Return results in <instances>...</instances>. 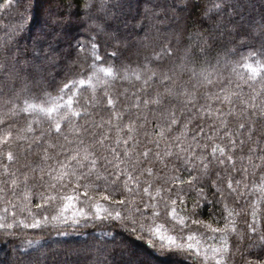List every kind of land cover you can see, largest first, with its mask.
<instances>
[{
    "label": "snow or ice",
    "instance_id": "1",
    "mask_svg": "<svg viewBox=\"0 0 264 264\" xmlns=\"http://www.w3.org/2000/svg\"><path fill=\"white\" fill-rule=\"evenodd\" d=\"M174 2H178V0H174ZM225 4L226 0H219L214 8L223 13ZM125 5L130 8V0H119L112 4H105L104 0H86L82 16L79 11H70L71 3L57 5V8L68 9L67 12H54L49 9L40 31L34 36V43L41 50L44 43H47L51 48L52 40L66 34L68 25L72 23V17L77 18V23L81 27L87 24L88 32L94 34L92 36L94 42L91 44L93 64L81 68L78 72L74 67L68 69L70 74L75 73L80 78H74L69 83H64L63 87L58 89L60 95L49 96L53 107L45 108L28 102L27 93L34 89L46 92L47 88L54 86L48 82L42 66L34 62L38 58H33V60L26 58L24 64H21L19 59L13 65H8L7 61L5 62L3 72L8 73L12 82L9 83L8 80H5L3 72H0V109H6L0 116V162H7L0 163L5 174V178L0 181V185H2L0 186V199L8 193L16 194L21 183L18 179L21 174L24 176L25 188L31 181L33 188L45 191L37 193L42 201L35 205L37 212L33 213L28 210L31 222H27V218L17 220L15 205H13L12 223H8L4 217H0V220L4 221L0 223V229H3L5 235L12 236L14 232L9 231L11 229L17 227L40 228L51 222L53 227L66 226L75 230L80 227L81 223L86 224L92 220L104 219L110 222L119 221L125 225L131 221L135 230L137 220L131 214V207L134 205L135 214L141 218L140 230L144 231V226L149 219L154 223L162 215L161 212L156 211L160 202L164 203L167 215L176 219L177 203L185 205L188 191L195 190L197 199L193 202L190 213L179 218V231L183 233L186 229L191 230L193 225L197 226V230L201 227L208 228L214 234L213 239L217 238L215 234H219V246L212 247L209 255L208 251L202 253L198 246L194 249L192 243H188L186 246L182 243L177 244L174 237L161 235L159 227L155 230L148 227L147 231L151 236L159 239L161 242L160 251L172 259V264H207L209 260H214L215 264H229L230 259L235 255L232 249L240 251L245 243H247L248 249L258 248L259 251L256 254L264 256V229L257 228L261 222L258 215L260 202H252L251 221H248L246 217L249 215V211L245 193L249 189L247 183H244V178L249 175V168L253 173L256 171L264 173V147L261 146L264 144V15L261 16L259 23L253 21L247 29L236 25V34L246 37V42H242L240 46L250 49L248 55L242 57L244 67L249 68L251 73L248 80H245V84L251 90L246 94L242 85L236 84L235 88H232L231 81H227V86H225L219 80L213 81L212 73H209L207 69L202 67L197 72L193 67L198 62L208 63L207 56L216 47L218 40L222 39L225 34H230L227 32L226 25H218L206 32L189 33L182 54L168 36H163L160 38L159 52L153 47V55L149 56L144 54V51L152 47L153 37L145 33L148 43H145V39H137L135 43L131 39L132 36L139 38L140 33L144 32L149 25L142 21L139 30L135 25H127L124 15ZM155 7L158 5L153 7L151 15L158 18L155 17ZM195 7L196 5L188 0L179 10L184 11ZM148 17L149 13L146 12L145 21ZM132 18L135 19V17ZM121 23H124L125 27L123 33L118 27ZM129 27L130 31H128ZM151 27H155V25ZM221 27L224 28L223 31L220 30ZM17 30L22 31L23 26L21 25ZM109 30L115 32L112 39L118 41V46L111 52V58L114 61H121L122 58L129 59L125 53H133L134 50V54L138 58L143 55V62H138L135 69L125 68L123 76L117 72L115 64L107 69H100L105 72V81L107 78H111V81H107L106 87L117 79L143 80V86L131 93L135 103L127 106V111L130 114L132 109H136L139 113L142 104L148 112L159 113V116L154 117V120H163V125L154 123L153 128L154 131L155 127L159 126V132L155 133L158 139H149L148 132H145L143 140L137 139L135 135L136 126L141 121L145 128L148 123L153 122L149 121L147 115L138 114L135 120L130 118L129 124L124 126L127 129L126 133L120 127L125 112H117L116 107L121 102V95L127 98V90L123 94L117 93L115 97L105 91L103 98L96 100L95 103L89 99L80 106L79 110L73 108L71 96L64 105L58 103L63 99L65 90H71L70 85L72 89H75L91 82L94 77L98 81L100 80L99 75L94 71L97 67L95 61L100 59L97 54V46L99 38L108 35ZM159 36L160 34L157 32V37L159 38ZM176 43L180 44V39H177ZM77 46L83 47L79 41H77ZM228 51L225 47L226 54ZM201 57L204 59L201 60ZM165 60L169 63L164 64ZM154 64L156 68L152 67ZM219 64L220 60L218 59L217 65ZM211 67L220 75L216 65H211ZM89 72L91 74H88ZM184 75H188L187 81L183 80ZM193 80L196 81L195 85L192 83ZM249 81L259 82L261 87L257 89L254 83H249ZM201 83L219 86V91L205 92L203 96H200L197 87ZM156 84L163 87L164 93L157 92L153 98L148 90ZM18 86L19 92L17 91ZM21 94L25 95L23 106L20 105ZM74 95L75 92H73ZM200 99H203L205 103L200 104ZM213 101L219 107H214ZM62 107H66L68 112L59 116V120H57L52 114L59 115ZM37 111L48 116L49 127L36 135L33 124L29 123L24 132L30 133L31 136L18 137L19 141L27 140L28 142L22 152L14 153L12 151L13 127L16 123L14 118L19 117L22 113L31 115ZM103 112H110L111 117L105 121L101 115L100 122L97 123L96 114ZM73 118H77L72 126L76 138L75 141H68L62 131V122L71 121ZM79 118L84 119L83 125L79 124ZM233 118L241 121L235 130L229 127V122ZM112 119L117 121L116 125H112ZM193 125L194 127H192ZM105 126L116 127L115 144L111 143L108 133L96 131L102 130ZM180 126L184 129L181 135L175 138L171 137L170 133L173 128ZM125 135L127 138H124ZM253 137L258 138L254 140ZM61 139L65 140L64 144L59 143ZM165 139L168 143L161 151L160 144ZM217 140L220 143H216ZM208 142H212L211 152L207 151ZM73 143L77 146L69 147V144ZM149 144L153 147H148ZM16 147L19 150L21 144L17 143ZM33 150H38L35 153L36 156L43 154L42 164L54 161L55 165L59 166V172L54 178L56 183H49L47 179L56 171L52 163L35 167L32 166L35 161L32 164L28 163L27 157L33 154ZM81 150L84 152L83 157L80 154ZM61 156L64 157L63 160L60 159ZM245 156H247V166L242 163ZM21 159L24 161L23 165L12 169V164L19 165ZM257 160L259 163L256 162ZM238 161L241 162V167H237ZM26 169L31 171V176L25 174ZM37 172H39L38 177ZM101 172L104 173L103 176ZM180 173H187L188 178L184 179ZM237 176H242V179H237ZM101 180L105 181L104 193H106L102 194V199L104 201L111 200L112 203L111 210L103 209L105 213L103 216H101L100 204L97 202L92 205L95 209L94 213L86 212L80 208L70 218L63 213L53 215L51 221L47 215L43 219L39 218L38 212L44 208V205H50L59 199L72 201L83 196L85 203L91 202L93 197L89 195V192L99 190ZM130 182L136 184L135 189L130 187ZM253 187L264 196V175L261 176V183L254 184ZM68 189L77 195L64 197L62 193ZM81 189H83L82 192ZM212 189L215 190L212 191ZM153 191L155 195H153ZM48 192L53 194L49 195ZM209 192H211L210 197ZM162 193L167 194L166 197L162 196ZM31 194V190H29V193L24 196V199L29 203H31ZM129 195L139 196V202L130 201ZM118 196L119 199H117ZM157 197L160 198L159 201ZM241 201H244L245 204L242 205ZM64 207L67 209L68 205L65 204ZM121 209L129 210V214L124 215ZM205 210L212 222L222 224L223 227H212V223H206L200 219L199 217ZM4 211L7 212L8 209L5 208ZM23 211L24 209H21V212ZM254 237L256 238L254 239ZM188 239L191 240L192 236H189ZM150 243L155 248V239ZM165 248L169 251L164 252ZM134 255V252H130L129 258L122 259L121 264H135L132 259ZM17 264H38V261L25 251L19 253ZM97 264H101V262L98 261ZM256 264H264V259L258 260Z\"/></svg>",
    "mask_w": 264,
    "mask_h": 264
},
{
    "label": "trees",
    "instance_id": "2",
    "mask_svg": "<svg viewBox=\"0 0 264 264\" xmlns=\"http://www.w3.org/2000/svg\"><path fill=\"white\" fill-rule=\"evenodd\" d=\"M209 1L210 0H191V3L196 5V7L190 9L189 16H184L182 13H177V9L183 8L188 0H178V2H174V0H130V8L128 5L124 7L127 25H135L137 30H139L140 22L142 21L149 25V27L145 28L144 32L140 33L139 38L132 36L131 39L134 43L137 39H145V33L153 37L154 43L152 47L144 51V54L151 56L153 55V47L159 52L160 38L168 36L172 40V43L181 50L180 54H182V50L188 41L189 33H195L196 31L206 32L216 28L218 25H226L227 32L230 34H225L222 39L218 40L216 47L213 48L207 56L208 63L198 62L193 65V67L196 68L197 72H199L202 67L207 69L209 73H212L211 79L213 81L219 80L220 83L225 86H227V81H231L232 88H235L236 84H240L243 86L244 93L247 94L251 90L247 84H245V80H248L251 73L249 68L244 67V60L242 57H246L250 49L240 46L242 42H246V37L236 34V25L242 26V29H247L253 21L259 23L261 16L264 15V0H226V4L224 5L225 11L223 13H220L218 9L214 8V5L219 3V0H213L212 4L208 6L206 4H208ZM85 2L86 0H0V72H3L6 61L8 65H13L15 61L19 59L20 63L24 64L26 58L28 60L38 58L34 62L42 66L48 82L54 85L53 87L47 88L46 92H40L34 89L27 93L29 103L40 105L45 108L53 107V103L49 99V96L56 97L60 95L58 89L62 88L64 83H69L74 78H80L76 76L75 73L70 74L68 69L74 67L78 72L81 68H86L93 64L94 58L91 44L94 42L92 40L94 34L88 32L87 24L83 27L79 26L76 17H72V23L68 25L65 35L52 40L51 48H49L47 43H44L41 50V48H38L34 43V36L40 31L42 22L47 18L49 9L54 12H67L69 11L68 9L64 7L57 8V5H67L71 3L72 9H70V11H79L82 16ZM117 2H119V0H104L105 4ZM156 5H158V7H155V17L158 18H154L151 15L153 7ZM24 9H27V11H24ZM146 12L149 13L147 21H145ZM203 16H206V19H204ZM132 17H135V19ZM177 21H179V23H177ZM21 25L23 26V30H17ZM152 25H155V27H151ZM118 27L122 33L125 32L124 23L119 24ZM130 30L131 28L129 27L128 31ZM220 30L223 31L224 28L221 27ZM157 32L160 34L159 38L157 37ZM113 35H115V32L109 30L108 35L99 38L97 54L100 59L95 61L97 67L94 71L97 72L100 80L98 81L94 77L91 82L83 86H78L75 89H72L70 85L71 90L66 89L63 94V99L58 101V103L64 105L71 96L73 99V108L79 110L80 106L84 105L89 99L92 100V103H95L96 100L103 98L105 91L110 92L113 97H115L117 93L123 94L127 90V98L121 95V102L116 107L117 112H125L124 118L120 122V127L126 133L127 129L124 126L129 124L130 118L135 120L138 114L147 115L149 121L153 122L148 123L145 128L142 126L143 121H141L140 124L136 126L137 132L135 135L137 139L143 140L145 132H148L149 139H158L155 133L159 132V126H156L154 131L153 128L154 123L163 125V120H154V117H158L159 113L148 112L144 109L142 104L139 113L136 109H132L130 114L127 111V106L135 103V99L131 96V93L143 86V80L136 81L134 78L130 80L117 79L115 82L109 83L106 87L107 81H111V78L109 77L107 81H105V72L100 71V69H107L115 64L117 72L123 76L125 68L135 69L138 62H143V55L138 58L136 55L133 57V55H131L132 53H125V55L129 57L127 60L122 58L121 61H114L111 58V52L118 46V41L112 39ZM177 39H180V44L176 43ZM77 41H79L80 45L83 47L77 46ZM148 42L149 41L145 39V43ZM225 47L229 50L227 54L225 53ZM57 48L60 49L59 53ZM197 51H199V49H197ZM203 59L204 57H201V60ZM218 59L220 60L219 65H217ZM163 63L167 64L169 61L165 60ZM249 63H251V61H249ZM211 65L217 66L220 75L213 70ZM254 66L253 64V67ZM152 67L156 68V65L154 64ZM88 74H91V72ZM3 77L5 80H8L9 83L12 82L7 72H3ZM188 78V75H184L183 80L187 81ZM192 83L195 85L196 81L193 80ZM249 83H254L257 89L261 87L259 82L249 81ZM17 91L19 92V86L17 87ZM148 91L153 98L157 92L164 93L163 87L159 86V84L153 85ZM197 91L200 96H203L205 92H218L219 86H209L206 83H201L197 87ZM73 92H75L74 96ZM144 98L147 99L148 97ZM24 100L25 95L21 94V106H23ZM199 103L204 104L205 101L200 99ZM213 105L214 107H219L214 101ZM4 111H6V109H0V116L3 115ZM65 112H68V109L62 107L59 115L56 113L52 115L55 119L59 120V116L64 115ZM101 115L105 121L109 120L111 117L110 112L96 114L95 119L97 123L100 122ZM14 119L16 121L13 127L12 141V151L14 153L18 151L22 152L24 146H26L28 141H19L18 137L31 136L30 133L24 132V129L27 128L29 123L33 124L36 135H39L41 131L47 130L50 123L48 116L39 111L33 112L31 115L22 113L19 117H15ZM76 119L77 118H73L71 121L62 122V131L68 141H75L76 137L72 130V126ZM78 122L83 125L84 119L79 118ZM240 122L241 121L237 118L230 120V129L235 130ZM116 123L117 121L112 119V125H116ZM192 127H194V125ZM96 131L108 133L111 137V143H116V127L113 126L109 128L105 126L102 130ZM183 131L184 129L182 126L174 127L170 135L175 138L180 136ZM245 135H247V133H245ZM124 138H127L126 135ZM257 138L258 137H253L254 140ZM17 143L21 144L19 150L16 147ZM59 143L64 144L65 140L61 139ZM166 143H168L167 139L161 141V151L164 150ZM216 143H220V141L217 140ZM76 146L77 145L74 143L69 144V147L75 148ZM211 146L212 142H208V152H211ZM261 146L264 147V144ZM148 147H153V145L149 144ZM122 148L123 145L121 143V149ZM37 151L38 150H33V154L27 157L28 163L32 164V162L35 161V164H32L33 167L37 165L45 166L47 163H52L56 171L47 179L49 183H56L57 181L54 178L59 172V166L55 165L54 161L44 162V164H42L43 154L41 153L40 156H36L35 153ZM97 151H99V149H97ZM80 154L81 157H83L84 152L81 150ZM63 158V156L60 157L61 160H63ZM133 158L135 159V157ZM256 162L259 163L258 160ZM0 163L7 162L2 161ZM23 163V159L20 160L19 165L13 163L12 169L22 166ZM242 163L247 166V156H245ZM237 167H241L240 161L237 162ZM45 170L47 171V169ZM25 174L29 176L32 175L31 171L27 169L25 170ZM36 175L38 177L39 172H37ZM101 175L103 176L104 173L101 172ZM180 175L184 179L188 178L187 173H180ZM193 175H195V172H193ZM262 175H264V173L260 171L253 173L252 169L249 168V175L247 178H244V183H247L249 189V191L245 193L249 211V215L246 217L248 221H251L250 211L252 202H260L258 205V215L261 218V222L257 225L258 229H264V196H262L259 191L255 190L253 186L254 184L258 185L261 183ZM4 178L5 174L3 172V167L0 166V181ZM212 178L214 179L215 177L213 176ZM18 179L21 183L19 184L16 194L12 195L8 193L0 199V217H4L8 223H12L13 205H15L17 220H24L27 218V222H31V218L28 217V210H31L33 213L37 212L35 205L37 203H42L37 193L39 191H45L44 189L33 188L31 181H29L28 187L25 188L23 174H21ZM93 179H95V176H93ZM237 179H242V176H237ZM99 185V190L89 192V195L93 197L91 202L85 203V198L83 196L72 201L59 199L50 205H44V208L38 212L39 218L43 219V217L47 215L49 221H51L53 215H60L61 213L70 218L72 214L78 212L80 208H83L86 212L94 213L95 209L92 205L97 202L100 204L101 216H103L105 214L103 209L108 208L111 210L112 203L111 200L104 201L102 199V194H106L104 193L105 181L101 180ZM130 187L135 189L136 184L130 182ZM197 187H200V185H197ZM241 187L243 188V184ZM29 190H31L32 193L31 203L24 199V196L29 193ZM214 190L215 189H212V191ZM80 191L82 192L83 189ZM47 194L51 195L53 193L48 192ZM62 195L67 197L70 195H77V193H73L71 189H68L64 191ZM153 195H155L154 191ZM161 195L166 197L167 194L162 193ZM208 195L210 197L211 192H209ZM119 198L118 196L117 199ZM128 198L130 201L139 202V196L129 195ZM196 199L197 192L195 190L188 191L185 205H181L179 202L176 205L178 209L176 219H172V217L167 215L164 203L160 202L159 208L156 209V211L161 212L162 215L159 219H156L154 223L149 219L144 226V231L140 230L141 218L135 214L134 205L131 207V214L137 220L135 230L133 229L131 221H128L125 225L121 224L119 221L110 222L104 219L92 220L86 224L81 223L80 227L75 230L72 227L66 226L53 227L51 222L40 228L17 227L11 229L9 231L14 232L12 236L5 235L3 229H0V264H17L19 253L25 251L29 252L31 257L38 261V264H97L98 261L101 262V264H114V262L115 264H121L122 259L126 260L129 258L130 252L135 253L134 257H132L135 264H172V259L166 257L163 252L160 251L161 242L159 239L154 238L147 231L148 227H151L153 230L159 227L161 229V235L165 237H174L177 244L182 243L186 246L188 243H192L194 249L198 246L202 253L208 251L210 255V249L219 246V234H215L217 238L213 239L214 234L210 229L201 227L197 230V226L195 225L191 227V230L186 229L183 233L179 231V218L190 213L193 208V202ZM157 200L159 201L160 198L157 197ZM65 204L68 205L67 209L64 207ZM241 204L244 205L245 202L241 201ZM140 207L142 208L143 205L141 204ZM5 208L8 209L7 212L4 211ZM21 209H24V211L21 212ZM168 210L170 211V207ZM121 211L124 215L129 214V210L121 209ZM199 218L206 223H212V227H223L222 224H216L211 221V217L208 215L207 210H205ZM3 222V220H0V223ZM189 236H192L191 240L188 239ZM255 238L256 237H254V239ZM154 239L155 248L150 243V241ZM163 251L166 252L169 251V249L165 248ZM232 251L235 255L230 259L229 264H249V262L256 264L258 260L264 259V256L256 254L259 251L258 248L248 249L247 243L244 244L240 251H236L235 248H233ZM250 252L251 254H249ZM140 253L148 256V262L138 256ZM207 264H215V261L209 260Z\"/></svg>",
    "mask_w": 264,
    "mask_h": 264
},
{
    "label": "rangeland",
    "instance_id": "3",
    "mask_svg": "<svg viewBox=\"0 0 264 264\" xmlns=\"http://www.w3.org/2000/svg\"><path fill=\"white\" fill-rule=\"evenodd\" d=\"M212 1H213V0H210V1L208 2V4H206V5L210 6V5L212 4ZM177 13H182V14H184V16H189V15H190V9H185L184 11H180V10L177 9ZM203 18L206 19V16H203ZM57 50H58V53H59L60 49L57 48ZM131 55H133V57L135 56V54H134V50H133V53H132ZM138 256H139L141 259H143V260H145L146 262H148V256H147L146 254L140 253V254H138Z\"/></svg>",
    "mask_w": 264,
    "mask_h": 264
}]
</instances>
